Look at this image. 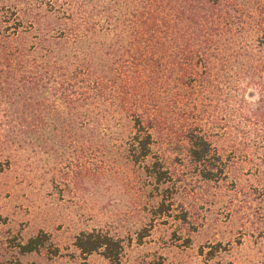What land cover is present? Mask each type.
<instances>
[{
	"label": "rangeland",
	"instance_id": "374dc122",
	"mask_svg": "<svg viewBox=\"0 0 264 264\" xmlns=\"http://www.w3.org/2000/svg\"><path fill=\"white\" fill-rule=\"evenodd\" d=\"M26 18L34 27L24 25L13 43L12 22L0 25V56L7 59H0V264H82L75 239L92 231L122 241L120 264H248L264 243L252 226L263 223L257 211L264 208V153L258 135L257 141L247 139L251 114L241 119L230 108L235 104L221 96L224 109L230 110V129L215 140L228 164L227 178L218 183L192 175L185 154L178 158L172 147L164 149L156 141L154 152L166 155L173 174L171 185L161 189L168 188L174 207L165 216L155 214L156 186L139 165L130 163L123 144L130 120L103 109L95 124L78 128L87 122L81 115L92 105L65 110L60 58L79 45L58 39V22L45 8ZM246 37L256 41L259 34L249 31ZM106 43L102 35L83 49L100 58ZM260 55L264 57V47ZM243 87L236 101L244 96L261 104L255 89ZM247 109L252 113L257 107ZM252 124L255 131L264 126ZM105 125L110 127L106 132L93 129ZM40 232L59 249L58 257L46 250L20 254L19 245ZM140 236H145L141 242ZM218 245L222 263L207 261L208 247ZM86 263L110 264L101 253Z\"/></svg>",
	"mask_w": 264,
	"mask_h": 264
},
{
	"label": "trees",
	"instance_id": "16d2710c",
	"mask_svg": "<svg viewBox=\"0 0 264 264\" xmlns=\"http://www.w3.org/2000/svg\"><path fill=\"white\" fill-rule=\"evenodd\" d=\"M43 8L58 22V39L79 45L65 50L60 58L63 107L75 109L91 102L92 108L81 115L87 122L79 123L78 128L95 124L103 109L106 113L121 112L130 120V132L123 144L130 163L139 165L156 186L159 202L155 214L165 216L174 207L168 188L161 189L171 185L173 174L166 155L154 152L156 141L164 149L172 147L178 158L185 154L189 171L201 181L218 183L227 178L228 164L215 144L230 129V110L224 109L222 97L228 96L226 102L235 104L230 103V108L241 119L246 112L254 116L249 115L247 121V139L256 140L258 135L264 153V134L260 133L264 126L255 131L252 124L264 125V57L260 55L264 47V0H3L0 25L12 22L10 43L17 41L24 25L34 27L27 21L29 13ZM249 31L259 34L256 41L247 40ZM102 35L108 41L107 48L95 58L83 47ZM245 83L256 90L261 104L244 96L235 100L245 90ZM253 106L257 110L250 113L247 108ZM101 118L106 120L105 115ZM93 129L106 132L110 127ZM262 191L264 196V187ZM257 212L263 223L252 226L264 240V208ZM182 221H187L185 214ZM144 238L140 236L139 242ZM74 245L83 257L82 264L95 253H101L110 264L121 262L122 241L101 231L80 234ZM263 246L261 243L262 249L248 264H264ZM208 249L207 261L222 263V247ZM42 250L59 256V249L43 232L19 245L23 256Z\"/></svg>",
	"mask_w": 264,
	"mask_h": 264
}]
</instances>
